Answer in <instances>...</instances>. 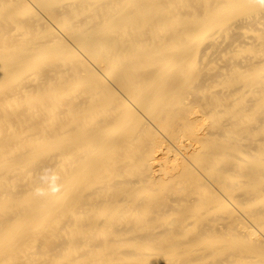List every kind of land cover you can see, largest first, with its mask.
Masks as SVG:
<instances>
[{
	"label": "bare ground",
	"instance_id": "6f19581e",
	"mask_svg": "<svg viewBox=\"0 0 264 264\" xmlns=\"http://www.w3.org/2000/svg\"><path fill=\"white\" fill-rule=\"evenodd\" d=\"M0 264H264V0H0Z\"/></svg>",
	"mask_w": 264,
	"mask_h": 264
}]
</instances>
